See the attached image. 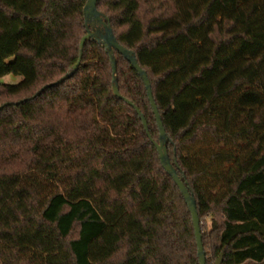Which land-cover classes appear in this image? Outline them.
<instances>
[{
  "label": "trees",
  "instance_id": "1",
  "mask_svg": "<svg viewBox=\"0 0 264 264\" xmlns=\"http://www.w3.org/2000/svg\"><path fill=\"white\" fill-rule=\"evenodd\" d=\"M87 0H0V264H200L146 86ZM147 72L207 264H264V0H99ZM13 74L19 84L1 82Z\"/></svg>",
  "mask_w": 264,
  "mask_h": 264
},
{
  "label": "water",
  "instance_id": "2",
  "mask_svg": "<svg viewBox=\"0 0 264 264\" xmlns=\"http://www.w3.org/2000/svg\"><path fill=\"white\" fill-rule=\"evenodd\" d=\"M98 2L99 0H87V3L84 7V17H85L87 34L82 38L80 42V57H79L78 62L60 80H58L55 83L46 85L41 90H39L37 94L35 95V97L41 95V93L45 91L46 89L54 87L58 84H61L65 82L66 80H68L69 78H71L78 71V69L80 68L82 64V58H83L84 48H85L86 43L90 40H94L98 42L106 50V53L110 57L112 70H113L114 94L118 98L124 99L129 105L135 108V110L138 112L144 124L147 135L149 136V138H151L152 136L149 130L148 121L145 118L144 114L130 100L124 98L119 89L118 76H117L118 63H117L116 52L122 55L127 61H129L131 65L134 67V69L141 76L146 86L147 95H148L149 101L151 103L153 112L156 117V121H157L159 131H160V137H159V142L155 143V146L158 150L161 164L163 168L167 171V173L173 178L174 182L177 184L183 197L186 200V203L189 207V210L192 215L193 223H194L195 235H196L197 247H198L199 262L200 264H207L206 252L204 248L203 235H202V229H201V220H200V216H199L198 209H197L196 199L193 196V194L190 192L187 184L180 178V176L177 173L176 167L171 162L169 152H168V142L170 139L164 127L163 119L158 109V106L155 102L150 78L147 72L139 64L135 52L124 47L117 40V38L114 35L109 19L98 10ZM222 261H223V255L217 260L216 264H222Z\"/></svg>",
  "mask_w": 264,
  "mask_h": 264
},
{
  "label": "rangeland",
  "instance_id": "3",
  "mask_svg": "<svg viewBox=\"0 0 264 264\" xmlns=\"http://www.w3.org/2000/svg\"><path fill=\"white\" fill-rule=\"evenodd\" d=\"M22 77L20 76H15L13 74H9L5 76L4 78L1 79V82L4 84H10V85H15L19 84L22 81Z\"/></svg>",
  "mask_w": 264,
  "mask_h": 264
}]
</instances>
